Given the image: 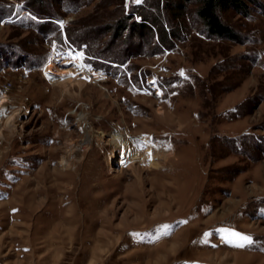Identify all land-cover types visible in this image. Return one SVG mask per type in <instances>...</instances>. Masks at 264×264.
I'll return each mask as SVG.
<instances>
[{"label": "rangeland", "instance_id": "374dc122", "mask_svg": "<svg viewBox=\"0 0 264 264\" xmlns=\"http://www.w3.org/2000/svg\"><path fill=\"white\" fill-rule=\"evenodd\" d=\"M144 2L0 0V264H264V0L237 40L106 31Z\"/></svg>", "mask_w": 264, "mask_h": 264}, {"label": "trees", "instance_id": "16d2710c", "mask_svg": "<svg viewBox=\"0 0 264 264\" xmlns=\"http://www.w3.org/2000/svg\"><path fill=\"white\" fill-rule=\"evenodd\" d=\"M257 0H147L139 5L140 18L126 14L106 27L113 36L121 38L127 31L125 42L133 38L145 40L157 37L160 46L169 48L182 32V21L190 5L209 37L239 39L234 27L224 18V13L234 10L245 16L250 14L251 4ZM135 14V15H136Z\"/></svg>", "mask_w": 264, "mask_h": 264}, {"label": "bare ground", "instance_id": "6f19581e", "mask_svg": "<svg viewBox=\"0 0 264 264\" xmlns=\"http://www.w3.org/2000/svg\"><path fill=\"white\" fill-rule=\"evenodd\" d=\"M55 66L50 64L47 68V70L49 72H55L57 75L60 76V79H57L55 81L60 82L61 84H63L68 91H70L69 86L71 85H79L81 86L84 82V80H87V76L82 75V77H80L76 72H74V70L71 71H67L66 70H56L55 71ZM72 70V69H71ZM72 75H74L72 78ZM69 76V77H68ZM71 84V85H69ZM2 104H0V111L3 110L4 106L6 105V103L8 102V98H4L2 100ZM126 137V138H125ZM130 135L125 132V135L123 136H119L117 138L112 137L110 139V142L114 143L117 142L118 146H121V148L123 149V155L127 156L128 151H130L131 156H133L135 159L139 158L141 160L142 163L146 164L148 163L149 165L153 166L154 168H160L161 167V159H168L170 156L172 155L171 149H160L158 146L156 145H151L148 144L147 149L143 150V152L140 151L139 148L137 147H131L130 146V140H129ZM112 143V144H113ZM150 154V155H149ZM116 156H119V153H116Z\"/></svg>", "mask_w": 264, "mask_h": 264}, {"label": "snow or ice", "instance_id": "6c2138e0", "mask_svg": "<svg viewBox=\"0 0 264 264\" xmlns=\"http://www.w3.org/2000/svg\"><path fill=\"white\" fill-rule=\"evenodd\" d=\"M135 2L136 3H140L141 0H135ZM181 74L183 75V73H181ZM185 223H186V221H185ZM165 227H168V226H165ZM229 235L232 236V237H235L236 239H238L240 241H242V243H239V244L236 245V246H239V247H243L246 244H252L254 242L252 237H250L248 235H245V234H241V233L235 232V231H229Z\"/></svg>", "mask_w": 264, "mask_h": 264}]
</instances>
